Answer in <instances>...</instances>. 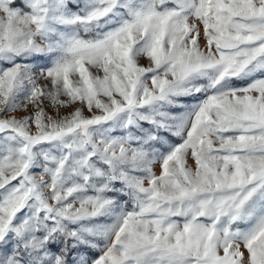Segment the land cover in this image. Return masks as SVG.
Instances as JSON below:
<instances>
[{"label":"snow or ice","instance_id":"snow-or-ice-1","mask_svg":"<svg viewBox=\"0 0 264 264\" xmlns=\"http://www.w3.org/2000/svg\"><path fill=\"white\" fill-rule=\"evenodd\" d=\"M0 264H264V0H0Z\"/></svg>","mask_w":264,"mask_h":264},{"label":"rangeland","instance_id":"rangeland-1","mask_svg":"<svg viewBox=\"0 0 264 264\" xmlns=\"http://www.w3.org/2000/svg\"><path fill=\"white\" fill-rule=\"evenodd\" d=\"M140 63L146 65L147 64V60L142 58L140 60ZM48 111L51 113L53 110L52 109H48ZM70 111H72L71 108L66 109V110H62V114H67ZM85 114L86 115H90V113L87 112V109L86 108H85ZM117 134H119V133H117ZM187 163H188L189 166L195 167V163H194V161L191 158L188 159ZM155 171L157 173H159V171H160L159 165H156L155 166Z\"/></svg>","mask_w":264,"mask_h":264}]
</instances>
